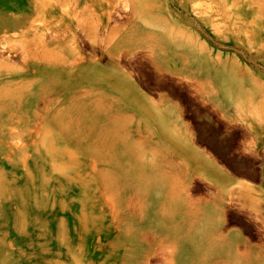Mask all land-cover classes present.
<instances>
[{"label": "rangeland", "instance_id": "374dc122", "mask_svg": "<svg viewBox=\"0 0 264 264\" xmlns=\"http://www.w3.org/2000/svg\"><path fill=\"white\" fill-rule=\"evenodd\" d=\"M90 1L93 35L108 6L121 28L105 45L119 56L85 49L88 115L33 107L50 81L0 77V264H264V0ZM215 204L220 240L200 225Z\"/></svg>", "mask_w": 264, "mask_h": 264}, {"label": "bare ground", "instance_id": "6f19581e", "mask_svg": "<svg viewBox=\"0 0 264 264\" xmlns=\"http://www.w3.org/2000/svg\"><path fill=\"white\" fill-rule=\"evenodd\" d=\"M90 2V0H0V53L2 57L0 60V77L32 76L30 80L13 83L17 85L15 87L16 90L19 88L21 91H24L27 86L34 85V83H42L43 81L51 82L49 85L48 82H46V86L43 85L44 87L40 86L38 88V91L40 90L43 96H41V94L34 95L32 92L30 93L28 99L33 107L36 106L40 98L45 101L47 110H51L57 104L62 103L64 105L60 108V114L67 113L70 117L77 116L78 112L84 111L86 113L87 108L90 107L93 61L88 56L90 54L85 52V49L96 46L101 52H106L105 45L106 42H108L107 40L110 38L114 39V36L119 33H116V30L118 31V29L121 28L120 26V28L116 29L118 26L113 25L110 29H106L112 17V13L116 12L112 5L110 8H108V6L107 9H104V16L102 17L99 15H102L103 10L100 14L98 13L99 15L93 12L95 13L94 18L96 15L100 17H98V22L95 20L96 18L94 19V21H96L95 23L98 24V30L97 33L93 35V19L91 20L92 16H90V13L88 14L90 11ZM74 3L76 5L83 4L82 9L77 11ZM60 4H62L68 12L65 14L67 16L69 15L68 18L63 19L64 17H59V19L56 20L55 18L52 19L56 10L61 7ZM111 4L110 2V5ZM258 10L256 11L257 14L260 12V10L259 12ZM193 11L196 17H199L198 13L200 12L197 10ZM262 25H264V23ZM146 29L147 28L143 25L131 26L127 33L128 36L135 41L137 36L144 37L146 35ZM262 29L264 33V28ZM9 32L13 34L11 33L12 35H10ZM10 36H19L21 41L20 44L14 46L13 43H10L8 39ZM117 47H119V45ZM4 52L6 55H3ZM16 52L20 53L19 58L21 57L22 60L21 67H15L10 63L11 53L15 54ZM106 53L110 57L119 56V52L116 54L110 52ZM14 54L12 56H14ZM95 64L97 65V63ZM112 69L115 70L116 78H114L116 79V83L114 84L113 81L111 84L115 86L117 84V79H125V76H122L117 68ZM118 82L120 83V81ZM120 84L116 87H121ZM58 86H60L61 89H58ZM50 94H58L57 99L46 98V96ZM219 205L220 204L213 205L214 207L212 206L210 208L211 217H206L203 222H200L202 234L205 237L217 240L225 236L221 233L223 215Z\"/></svg>", "mask_w": 264, "mask_h": 264}, {"label": "crops", "instance_id": "0c3cea01", "mask_svg": "<svg viewBox=\"0 0 264 264\" xmlns=\"http://www.w3.org/2000/svg\"><path fill=\"white\" fill-rule=\"evenodd\" d=\"M181 155L185 156L186 158L188 159H191V158H203V159H212L216 156V153L212 150L210 151H207V150H203L202 147H186V148H181L180 151ZM209 162V160H208ZM197 163V160L196 162L193 163L194 167H198V163ZM210 163V162H209ZM199 169V168H198ZM205 173L208 174V175H214L215 172L213 170V168L209 165H206L205 166V169H204ZM195 172H190L188 173V176L185 178V179H189V180H197L199 179L198 177L194 176ZM226 175V174H225ZM215 179V177H207V179ZM219 179H227V177H219ZM263 186V185H262Z\"/></svg>", "mask_w": 264, "mask_h": 264}]
</instances>
